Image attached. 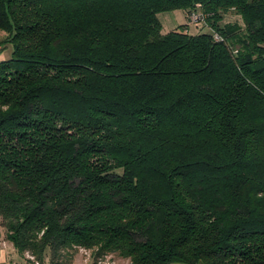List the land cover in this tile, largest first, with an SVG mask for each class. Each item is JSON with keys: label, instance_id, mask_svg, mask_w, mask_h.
Returning a JSON list of instances; mask_svg holds the SVG:
<instances>
[{"label": "trees", "instance_id": "1", "mask_svg": "<svg viewBox=\"0 0 264 264\" xmlns=\"http://www.w3.org/2000/svg\"><path fill=\"white\" fill-rule=\"evenodd\" d=\"M177 10L210 16L163 33ZM0 32V239L264 264V0H0Z\"/></svg>", "mask_w": 264, "mask_h": 264}, {"label": "rangeland", "instance_id": "2", "mask_svg": "<svg viewBox=\"0 0 264 264\" xmlns=\"http://www.w3.org/2000/svg\"><path fill=\"white\" fill-rule=\"evenodd\" d=\"M158 18L162 23L163 33H169L171 31H174L177 28H179V26L185 24H189V28L192 34L197 31L196 27L189 23L187 14L183 10L161 13L158 15ZM227 23H238L242 25L241 18L234 14L225 15L222 25ZM199 31L203 32L205 30L199 29ZM2 35L4 36L6 35V33L0 32V36ZM1 48L2 51L0 53V61L9 60L12 57V46L10 44H7ZM1 230L3 236L0 239V250L2 249L4 255L7 256V258L12 259L14 263H19V262L22 264H28L30 262L37 263L34 262L36 260L34 259V257L30 255V253L19 254L16 250H14L15 248L13 247V244L5 240V230L4 229ZM45 264H49V257H47ZM71 264H93V259L91 258L89 251L82 249L75 255L74 260ZM101 264H131V263L128 260L121 259L118 256L113 255L107 257Z\"/></svg>", "mask_w": 264, "mask_h": 264}, {"label": "built area", "instance_id": "3", "mask_svg": "<svg viewBox=\"0 0 264 264\" xmlns=\"http://www.w3.org/2000/svg\"><path fill=\"white\" fill-rule=\"evenodd\" d=\"M209 16L210 14H207L201 11H195L191 13L189 17V21H190V24L192 25H201L202 23H205V21L207 20ZM215 39L218 41L221 40V38L218 35L215 36Z\"/></svg>", "mask_w": 264, "mask_h": 264}, {"label": "crops", "instance_id": "4", "mask_svg": "<svg viewBox=\"0 0 264 264\" xmlns=\"http://www.w3.org/2000/svg\"><path fill=\"white\" fill-rule=\"evenodd\" d=\"M4 36H5V35H4ZM4 36H3V35L0 36V40L3 39ZM1 51H2V48L0 47V53H1ZM14 250H15V249H14ZM0 264H22V263H20V262H19V263H14V262L12 261V259L7 258V256L4 255V253H3L2 249H1V250H0ZM28 264H37V263L30 262V263H28Z\"/></svg>", "mask_w": 264, "mask_h": 264}]
</instances>
